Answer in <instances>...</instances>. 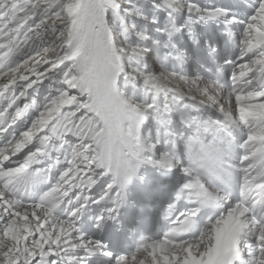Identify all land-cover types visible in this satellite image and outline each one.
<instances>
[{"label":"snow or ice","instance_id":"snow-or-ice-1","mask_svg":"<svg viewBox=\"0 0 264 264\" xmlns=\"http://www.w3.org/2000/svg\"><path fill=\"white\" fill-rule=\"evenodd\" d=\"M0 101V264H264V0H0ZM148 169L185 182L121 251Z\"/></svg>","mask_w":264,"mask_h":264},{"label":"bare ground","instance_id":"bare-ground-1","mask_svg":"<svg viewBox=\"0 0 264 264\" xmlns=\"http://www.w3.org/2000/svg\"><path fill=\"white\" fill-rule=\"evenodd\" d=\"M216 2H220V1H223V0H215ZM227 3H230V0H224L223 2H221V3H219V4H227ZM191 48V45L189 44V49ZM191 65L193 66L194 65V70L191 68ZM187 67V70H188V72H189V74H197V73H199V74H202V75H204V70H202L201 69V66L200 65H197V64H189V65H187L186 66ZM155 68L158 70V68H159V62L157 61V63H156V65H155ZM33 113V110H29V112H28V117L21 123V125H20V122L18 121L17 122V124L13 127V128H11V129H9V131L7 132V133H5L3 136H0V145H3L5 142H6V140L8 139L7 137L8 136H10L11 137V135H13V134H16V132H18V131H20V130H23L24 129V127H26L27 126V123L30 121V118H31V116L33 115L32 114ZM189 113H187V112H184V115L186 116V115H188ZM155 134V133H154ZM9 137V138H10ZM142 172H143V174L146 176V177H148V179L149 180H151L152 181V183H154L153 182V177H154V175H155V171L154 170H152V169H148L146 172L144 171V170H142ZM173 175H175L176 177L175 178H173ZM181 177V175L180 174H178V173H176V174H172V175H170L169 176V182H175L177 179H179ZM161 186V184L159 185V187ZM154 187L155 188H157V186H155L154 185ZM161 188H163V186L161 187Z\"/></svg>","mask_w":264,"mask_h":264},{"label":"rangeland","instance_id":"rangeland-1","mask_svg":"<svg viewBox=\"0 0 264 264\" xmlns=\"http://www.w3.org/2000/svg\"><path fill=\"white\" fill-rule=\"evenodd\" d=\"M224 1V0H223ZM223 1H220V2H216L215 0H201V2L202 3H204V2H207V3H215V4H219V3H221V2H223ZM131 2L133 3V4H135V5H137V6H141V5H147V0H131ZM138 24L140 23V22H137ZM52 91V89H49L48 88V86H47V83L43 86V87H41V89H40V96H41V99H43V97H45V96H47V95H49L50 94V92ZM0 103H3V101H0ZM33 114V113H32ZM29 115L28 114H26V116L24 117V119L23 120H21V121H19L20 122V125H21V123L28 117ZM16 134H18V132H16ZM10 136H8L7 138H9ZM176 176L175 175H173V178H175ZM103 183V182H102ZM158 188H160L159 186H158Z\"/></svg>","mask_w":264,"mask_h":264}]
</instances>
